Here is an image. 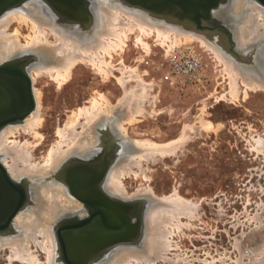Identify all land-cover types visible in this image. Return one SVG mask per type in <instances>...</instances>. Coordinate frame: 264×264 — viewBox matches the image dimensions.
<instances>
[{"label":"rangeland","instance_id":"374dc122","mask_svg":"<svg viewBox=\"0 0 264 264\" xmlns=\"http://www.w3.org/2000/svg\"><path fill=\"white\" fill-rule=\"evenodd\" d=\"M117 1L149 12L154 18H160L161 21L173 24L177 28L184 27L188 30L198 31L186 21L179 22L177 19L171 18L170 15L151 12L136 3V0ZM45 2L61 18H67V21L77 24L82 22L84 25L87 22L90 25L93 23L94 14L89 8L93 4V0H74L72 2L62 0L57 8L52 3L50 4L46 0ZM223 2L226 3L227 0ZM66 4L68 13H63L62 8L65 7L61 5ZM212 15L213 19L210 21L220 20V23L227 27L226 21L215 13V10ZM87 17H91V19L86 21ZM210 21V25L216 24V22L210 23ZM13 28L14 25L12 31ZM22 30L24 33L27 32L26 28ZM214 31H217V36L223 37L222 40H225L223 43L226 42L228 45L226 48L222 47L223 50L240 61L242 54L234 55L233 36L221 29ZM175 39L174 34H171L169 41L165 40V42L163 41L165 44H163L155 33L148 37L150 47L148 52L137 41L136 33H129L124 51L120 54L115 53L111 59L112 66H114V68L111 67L113 75L104 76L86 62L78 63L73 68L69 79L64 80V83L61 82L62 84L54 81L55 79L46 73L36 75L35 80H32V88L37 89L36 92L41 99L40 106L42 107H40L39 113L41 117L43 116L41 126H37L36 134L19 130L10 137V140L15 139L21 143L28 141L29 144L31 142L30 146L34 149H32V161L43 163L49 150L58 144L60 140L58 130L64 128L68 118L80 108L89 107L92 97L99 99L101 96L102 98L99 100L103 101V97L106 96L111 102V116H102L98 122L95 134L97 139L94 145L86 152L71 153L63 163L74 157L86 162L93 160L102 149V137L110 133V137L112 136L118 141L121 151L118 152V157L110 165L109 170L117 161L129 156L132 158L135 156L138 165H141V167L137 163L132 165V170L127 172L128 175H126L127 173L122 175L121 183L124 185L125 193L127 196L132 194L129 198L125 195L122 199L118 198L105 189L104 183L108 172L103 182L104 190L121 201L146 200L144 205L135 203V208L131 210L133 213L136 212L131 213L132 218L139 221L136 239L131 242H137L122 243L114 248H119L121 245L136 246L143 240L149 215V201L146 197L164 199V196L169 195L165 198L166 200L172 199V197L177 198L178 195L187 202L191 200L189 205L194 203L197 206L196 212H192L194 215H188L189 218L188 216L183 217V214L179 216L180 223H174L175 220H173V223L168 224L166 229L170 233L165 242H171L169 244L171 247L165 243L163 249L167 252H162L161 248L159 256L157 255L160 259L154 257L155 262L153 259L149 262L145 259V264L153 262L155 264H238L241 262L247 264L255 251L264 247V151H259L260 147L255 148L258 143L256 139L260 138L264 141V89L259 87L254 88L256 90L247 87L244 89L245 85H242V81L238 79L239 90L233 93L228 74H225L227 72L223 69V64L215 56V53L212 52L213 50L207 49L196 40L183 42ZM188 44L194 46L202 54L204 73L203 75L201 73V79L175 77V83L172 85L170 84L172 72L168 53ZM260 47L261 45H258L255 48L257 51L250 48L242 53L245 58L253 56L254 59ZM205 50H208L210 55H206ZM26 55L29 56V54ZM33 57L35 56L33 55ZM38 61L36 57L30 60L27 71L36 66ZM28 74L31 77V71ZM120 76H125V82H127L124 85L119 81ZM129 90L133 91L130 93ZM136 90L144 92L142 98H139L142 100L140 106L143 109V115H141V111L135 115L132 112ZM127 91L129 93H126ZM77 117L81 123L77 126V130L81 132L85 117L79 114ZM91 130L92 128L87 127L86 133L88 134ZM91 134L92 132L88 136H93ZM148 143L150 144L147 146ZM63 147L66 146L63 145ZM169 150L171 151L169 152ZM115 151L112 149L113 153L111 154H114ZM2 160L0 159V161ZM109 161L108 158L107 163ZM99 165L104 164L99 163ZM55 181L64 185L68 193L73 196L64 182L57 178ZM141 188L145 190L141 192L142 195L137 191L138 189L142 190ZM147 188H150L148 193L151 195L146 194ZM136 192H139L138 195ZM60 200L62 204L65 202L63 198ZM76 200L78 199L76 198ZM195 206H190L192 207L190 209ZM82 213H79L81 216L79 214L76 216L85 217L87 215L84 211ZM190 216L192 217L190 218ZM61 219L54 225L59 260L60 247L55 227ZM172 224L175 225V228ZM41 236H37L39 241L44 239ZM32 240L29 239L27 250L30 248L34 252L32 256L34 259H38V263L36 260L35 263L45 264V251L35 240L33 242ZM36 243L39 247L35 245ZM10 250L6 246L3 249L0 248V264H32L28 259L15 257ZM105 253V250L99 253V256L92 262H101L105 255L107 256ZM160 255L164 258L167 256L169 259H163ZM134 261L131 260L130 264H135ZM144 261L142 260L140 264H144Z\"/></svg>","mask_w":264,"mask_h":264},{"label":"bare ground","instance_id":"6f19581e","mask_svg":"<svg viewBox=\"0 0 264 264\" xmlns=\"http://www.w3.org/2000/svg\"><path fill=\"white\" fill-rule=\"evenodd\" d=\"M89 8H91L94 14L92 25L88 22L86 25L82 22L77 24L76 22L67 21V18H61L59 14L51 9L45 0H25L4 9L0 13V63L26 54H29V61L36 57L37 60H39L38 64L31 69L28 68L32 74L30 77L31 80H35L36 75L46 73L55 79L54 81L61 83L71 75L73 68L81 62H86V64L88 63L93 66L99 73L104 74V76H109L113 71L111 67L114 68L111 59L115 53L120 54V52L124 51L129 33H136L137 41L140 42L148 52L150 48L148 42L149 36L156 33L158 39L162 40V43L165 44V40L170 39V35L174 34L175 40L177 41L192 42L196 40L206 46L207 49L210 48L211 51L213 50L212 52L215 53V56L223 64V69L227 72L225 74H228V80L233 89V93L239 90L238 79L242 81V85H245L244 89L245 87L248 89L257 87L264 89V5L258 0H227L226 3H221L215 11V13L226 21V28L228 29L226 32L233 36L232 40L235 44L234 55L237 53L242 54L240 61L232 55L234 59L230 56L231 54L229 55L223 50L224 48L222 47L226 48L228 45H226V42L223 43L225 40L222 39L224 38H219L217 36V31H214L219 29L216 27L217 24L212 26L206 21L204 22L206 30L197 29L198 31L188 30L184 27L177 28L173 24L163 20L161 21L160 18H154L149 12H145L140 8L136 9L129 5L127 6L124 2L121 3L117 0H93V4H91ZM89 19H91V17H87L86 21ZM13 25L14 28L12 31ZM209 25L212 26V28H207ZM23 28H26V33L23 32ZM258 45H261V47L256 57L254 59L253 56H251V58H245L242 52L250 48L255 49ZM33 55L35 57H33ZM30 71H28V73H30ZM123 73L122 75H124ZM124 77L125 76L119 77V81L123 85L127 82H125L126 79ZM32 91H34L33 95L35 99V107L33 110L23 120L17 121L18 123L11 122L0 129V159H3L1 162L14 181L25 180L28 182L31 201L16 213V217L14 216L15 218H13L9 228L0 232V248L3 249L5 246L9 247L11 253H13L15 257L24 260L28 259L32 264H37L38 259H34L32 256L34 252H32L30 248V251L27 250V247H29V239H33L32 242L35 240L46 253L45 264H64L58 259V244L54 235V225L61 218L60 221L66 217L76 216V214L82 213V211L87 213L88 209L85 205L82 206L83 202H80L79 199L76 200V197L70 192L75 198L71 196L64 185L55 181L56 175L60 168L67 163V161L65 163H63V161L69 157L71 153H76L78 151L86 152L91 149L97 139L95 134L97 124L101 120V117L111 116V102H109L106 96L103 97V101L99 100L102 98L100 95L99 99L92 97V103L89 107L84 109L80 108L79 111L74 112L64 124V128L62 127L58 130L60 140L58 144L56 141V146H53V144V147L51 149L49 148L50 150L44 162L36 163V161H32L33 148L30 146L31 142L29 144L28 141L21 143L15 139L10 140V137L14 136L19 130L36 134L37 126H41V118L43 117L39 114L40 107H42L40 106L41 99L38 92H36L37 89L35 90L32 88ZM129 91L126 93H129ZM134 93L135 97H133L134 101L132 103L133 115L140 111L142 113L143 109L140 106L142 105V100L140 99L144 92L142 90H136ZM77 114L85 117L81 132L77 130V126L81 124ZM141 115H143V113ZM87 127L90 129L92 128L89 133L92 132L93 136H88L89 133H86ZM258 139H256L258 143L256 140L255 142L257 145L259 144V146L255 144V148L260 147L262 149L259 148V151H264V141L263 139ZM149 144L150 143H148L147 146ZM63 145L66 147L64 148ZM170 151L171 150H169V152ZM81 154L83 155V153ZM117 157L115 158L117 159ZM116 159H114V161ZM114 161H112L110 165ZM136 163L138 165L135 156L133 158L129 156L117 161L114 166L107 171L108 175L104 183L105 189L108 190L110 194L121 199L124 195L127 196L124 185L121 183V178L123 177L122 175L130 172ZM126 175H128V173ZM143 188L137 191L141 194L142 191H145V188ZM148 189L150 188L146 189V194L151 195V193H148V191H150ZM139 192H136L137 195ZM131 196L132 194L127 197L129 198ZM168 196L164 197L167 198ZM180 197L177 195V198H168L169 200H165V198L156 199V197H146L147 201H149V215L146 222V232L143 236V240L141 239V243L136 246L121 245L119 248H114L115 246H112L113 248H110L109 255L107 254L101 262L93 264H130L131 260H135L134 263L140 264V262L145 259H147L148 262L152 259L154 260V257L155 259H160L158 257L159 251L161 252L162 250V252H167V250L163 249V245L165 243L166 245L167 243L168 245L171 243H169V241L165 242V239H167L170 233L166 229L168 224L170 225V223H173V220H175L174 223L179 222L180 218L178 217L182 216V214L183 217H187L188 215H192V212H196L197 206H195L194 203L189 205L191 200L188 199L190 202H187L184 198L182 199ZM61 198L65 200L63 204L60 203ZM144 202H146L145 199ZM193 205L195 208L190 209L194 207ZM191 217L192 216H190V218ZM174 218L178 219L176 220ZM57 225L55 227L56 236ZM172 225L175 228V225ZM172 232L171 230V233ZM38 235H42L44 239L39 241V238H37ZM136 242H121L116 245ZM37 243L35 245H37ZM69 245H71L70 242ZM34 256H37V254H34ZM162 257L163 259H169L167 256L166 258H164V256ZM35 260L37 263H35ZM76 261L81 262L79 259ZM238 264L245 263L241 262ZM247 264H264V247L258 248Z\"/></svg>","mask_w":264,"mask_h":264},{"label":"water","instance_id":"95a60500","mask_svg":"<svg viewBox=\"0 0 264 264\" xmlns=\"http://www.w3.org/2000/svg\"><path fill=\"white\" fill-rule=\"evenodd\" d=\"M23 1L25 0H7L0 5V13L9 6ZM46 1L51 4L62 0ZM223 1L136 0L135 2L151 12L170 15L179 22L186 21L196 29L206 30L204 22H209L213 18V11H216ZM258 1L264 5V0ZM216 24V27L226 33L228 29L220 23V20H217ZM212 26L209 25L207 28ZM29 58L28 55H23L0 64V129L11 122L23 120L35 107L32 80L27 71ZM127 140L130 142L129 139ZM102 144V149L93 160L86 162L76 157L69 159L56 175V178L65 182L70 192L88 209L86 217H66L57 225L60 260L64 264H93L92 261L102 251L105 250L107 254L112 246L121 242L135 241L137 236L139 221H134L131 210L135 208V203L143 204L144 200L121 201L104 191L103 180L108 167L121 149L118 141L110 137V133L102 137ZM112 149L116 150L114 154H111ZM108 158L110 161L107 163ZM76 160L79 162H74ZM29 201L28 182L14 181L0 161V232L9 228L16 213ZM77 259L82 263L76 261Z\"/></svg>","mask_w":264,"mask_h":264},{"label":"built area","instance_id":"2783aa9c","mask_svg":"<svg viewBox=\"0 0 264 264\" xmlns=\"http://www.w3.org/2000/svg\"><path fill=\"white\" fill-rule=\"evenodd\" d=\"M206 55H210L208 50H205ZM168 61L172 72L170 84L174 85L175 77H185L188 79H201L203 75L204 63L202 54L192 45L180 46L168 53Z\"/></svg>","mask_w":264,"mask_h":264},{"label":"flooded vegetation","instance_id":"af4514ba","mask_svg":"<svg viewBox=\"0 0 264 264\" xmlns=\"http://www.w3.org/2000/svg\"><path fill=\"white\" fill-rule=\"evenodd\" d=\"M7 0H0V5L1 4H4L5 2H6ZM69 1H74V0H69ZM58 3H61V2H58V1H54V3H52L56 8L59 6L58 5ZM66 3H68V2H66ZM62 7H65V8H62L63 9V13H68V8H67V4L66 5H61ZM78 6V5H77ZM81 7V6H80ZM86 7V6H85ZM67 9V10H66ZM213 19V18H212ZM214 20H212L210 23H212ZM214 22H216V21H214ZM137 220V219H136ZM135 219H134V221H136Z\"/></svg>","mask_w":264,"mask_h":264}]
</instances>
